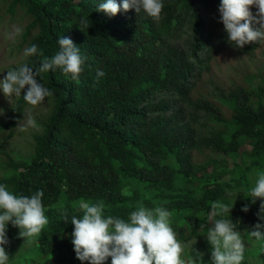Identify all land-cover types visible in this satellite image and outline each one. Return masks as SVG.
Masks as SVG:
<instances>
[{"label": "trees", "instance_id": "trees-1", "mask_svg": "<svg viewBox=\"0 0 264 264\" xmlns=\"http://www.w3.org/2000/svg\"><path fill=\"white\" fill-rule=\"evenodd\" d=\"M105 2L0 0V19L24 23L16 49L36 44L51 57L66 36L86 57L78 81L59 69L37 77L53 95L32 108L36 127L24 151L12 141L32 106L17 97L0 115V184L28 196L43 190L49 219L29 241L8 225V264H82L70 223L82 216V200L103 202L106 216L126 220L140 205L163 206L173 214L177 239L184 246L198 241L203 250L208 242L200 224L211 227V203L234 205L226 218L244 240L243 264H264V240L249 235L256 223L264 224L257 216L261 200L253 204L245 197L264 171V75L249 74L232 87L205 77L216 27L228 39L221 0H163L158 23L122 7L109 16L98 10ZM203 7L215 12L214 25L203 17ZM182 30L187 48L171 43ZM260 44L235 50L252 55ZM40 59L24 57L16 68ZM97 71L105 73L98 83ZM245 204L248 212L241 210ZM202 264H212L211 255L203 252Z\"/></svg>", "mask_w": 264, "mask_h": 264}, {"label": "clouds", "instance_id": "clouds-1", "mask_svg": "<svg viewBox=\"0 0 264 264\" xmlns=\"http://www.w3.org/2000/svg\"><path fill=\"white\" fill-rule=\"evenodd\" d=\"M125 12L135 9L143 11L155 22H159L164 8L163 0H123L122 5L115 0H106L98 6L99 11L115 16L121 10ZM255 7L256 12L251 10ZM220 22L228 35V42L237 48H244L250 43H264V0H221L219 9ZM22 28L13 25L6 38L15 42L22 34ZM118 42V41H117ZM124 43V42H120ZM59 50L51 57L45 56L36 45L24 49V57H40L38 64L30 66L25 63L18 68L8 70L0 79V91L9 100L23 96L30 106L25 110L24 118L17 122L21 131L36 127L32 108L44 104L45 98L53 95L45 85L37 80L42 73L59 69L65 78L78 81L84 71L86 57L81 55L80 47L66 36L58 40ZM103 71H97L96 83L103 77ZM23 92V95H22ZM0 109V115H3ZM254 186L249 190L247 198L254 204L261 200L257 216L264 220V171L258 172ZM43 190L32 195L15 194L8 185L0 184V264H8L10 255L5 246L10 243L8 225L18 228L19 237L29 241L38 237L49 224L42 203ZM234 205L221 201L211 203L208 222L211 227L200 224V231L206 230L208 242L212 246V264H243L245 243L241 233L230 215ZM81 217L72 216L71 243L76 258L87 264H105L111 257V264H202L203 253L193 248L195 258L191 254L183 258L184 245L177 239L172 224V212L163 206L147 208L140 205L132 211L127 220L105 215L103 202L89 203L80 201ZM249 211L245 204L242 209ZM216 217H220L217 219ZM64 222H68L67 216ZM249 235L257 240H264V224L256 223Z\"/></svg>", "mask_w": 264, "mask_h": 264}, {"label": "rangeland", "instance_id": "rangeland-1", "mask_svg": "<svg viewBox=\"0 0 264 264\" xmlns=\"http://www.w3.org/2000/svg\"><path fill=\"white\" fill-rule=\"evenodd\" d=\"M253 10L256 12L255 7H253ZM209 11L210 10L206 7H203V17L214 25L212 22V15L215 14V12ZM13 25L22 29L24 27V23L21 21H12L9 18L0 19V79H3V77L7 75L8 70L15 69L24 58V49L18 50L15 47L21 35L17 37L15 42L6 38V34L12 30ZM221 34L223 35V27H216V37L212 43V49L209 53L208 60L211 69L207 73V76L205 74L206 78L208 77L212 82L221 86L232 87L243 84L249 74L260 73L264 75V43H261L252 55H238L235 46L229 43L228 39L221 37ZM187 41L188 35L185 30H182L180 36L173 38L171 43L182 48H187ZM201 84H199L200 88L202 86ZM204 88L209 90L207 82ZM16 100L17 97L8 100L3 92L0 91V109L4 110L3 114H5L7 109L14 107ZM33 130H35L34 127H29L25 131H21L19 128L15 140L13 139L12 141L14 143V148L24 151L29 141V134ZM206 241L208 242V239H206ZM199 243L198 241L188 243L185 245L184 251L191 253V249L193 248L200 253L204 252L211 255L212 246L210 243L208 242V245H206L208 246L205 247L206 251L199 246ZM255 244L256 242L253 241V245ZM252 248L249 249L251 253L253 252ZM191 254L195 258V252Z\"/></svg>", "mask_w": 264, "mask_h": 264}]
</instances>
